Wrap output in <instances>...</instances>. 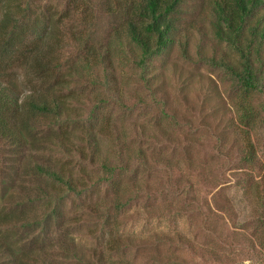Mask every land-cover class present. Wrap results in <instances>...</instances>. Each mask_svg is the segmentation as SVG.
<instances>
[{"label":"rangeland","instance_id":"obj_1","mask_svg":"<svg viewBox=\"0 0 264 264\" xmlns=\"http://www.w3.org/2000/svg\"><path fill=\"white\" fill-rule=\"evenodd\" d=\"M22 4L27 44L11 52L0 34V80L21 101L58 89L63 120H31L23 141H34L40 160L70 175L81 193L24 178L27 161L0 139V215L24 211L33 220L55 211L44 231L7 225L2 233L49 247L59 264H96L101 255L106 264H264V207L248 194L264 182V97H246L259 110L253 164L237 127L235 85L210 62L237 60L214 35L211 0H186L179 41L144 64L117 2L112 11L101 0ZM31 45L50 53L48 83L20 56ZM22 182L31 196L42 186L53 198L31 207ZM57 241L74 242L84 261L66 258Z\"/></svg>","mask_w":264,"mask_h":264},{"label":"trees","instance_id":"obj_2","mask_svg":"<svg viewBox=\"0 0 264 264\" xmlns=\"http://www.w3.org/2000/svg\"><path fill=\"white\" fill-rule=\"evenodd\" d=\"M101 1L103 6L110 11L114 10L113 3L117 2V10L124 12V16H127L126 34L141 50L143 55L141 63L144 64L143 61L161 55L172 44L179 41L182 8L186 0ZM0 9V34L4 37L5 48L13 52L19 46L27 44L26 30L29 25L26 12L29 6H23L22 0H0ZM211 11L214 16L215 37L233 49L237 60L232 57L230 59L212 57L210 62L212 66L224 70L235 85L238 98L236 104L240 113L237 127L247 137L249 146L247 147V160L256 164V148L251 132L257 124L259 110L246 97L251 98L255 93L264 97V0H211ZM40 29H36L38 36L45 35ZM31 46L23 51L20 50V56L26 60L29 59L32 70H35L45 79V83H48L54 71L51 67V60H48L50 53L43 46ZM26 53L27 55H24ZM184 54L186 55L185 47ZM52 90L53 93H51ZM57 91L58 89L54 90V88L46 91L36 90L30 92L21 101L19 95L16 94L15 87L6 85L0 80V139L12 143L16 147L15 156H23V159L27 161L25 166L27 172L23 175L24 178H47L65 185L71 192L80 194L77 183L70 175H63L49 167L45 161L40 160L38 154L40 151L32 146L36 145L34 141L31 144H24L23 141L29 136L28 132L34 129L32 121L52 118L56 124H60L63 120L68 110L63 98L57 95ZM24 146L28 147V151H23ZM61 147H64V143ZM32 149L36 151L33 155ZM104 168L107 166L105 165ZM22 186H24L22 187L23 193L28 199L26 203L31 207L32 204L37 205L44 199L53 198V195L42 186L36 187L34 196H31L32 191L30 192L23 182ZM249 193L256 207L258 204L264 207V182H259ZM20 206L21 204L17 208L20 209ZM53 215L55 211L43 216L42 219L36 217L33 220H30V215H26L24 211L20 214L10 211L0 215V264H36L38 262L59 264L54 257L47 255L49 247L34 243V246L31 244L32 247L28 248L20 241H11L8 235L2 233L3 228L8 227L7 225L26 230L42 228L44 231L46 225L50 224V220L53 219ZM58 217L59 215L56 219ZM32 237L33 234L26 236L27 239H32ZM36 239L33 237V242ZM57 245L60 251L67 255L66 258L77 262L84 261L74 242L57 241ZM95 261L96 264L107 263L103 255Z\"/></svg>","mask_w":264,"mask_h":264}]
</instances>
